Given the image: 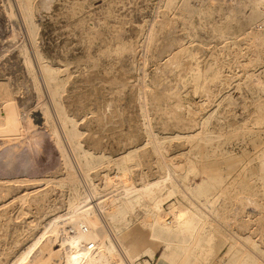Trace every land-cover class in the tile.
<instances>
[{
	"label": "rangeland",
	"instance_id": "rangeland-1",
	"mask_svg": "<svg viewBox=\"0 0 264 264\" xmlns=\"http://www.w3.org/2000/svg\"><path fill=\"white\" fill-rule=\"evenodd\" d=\"M31 2L34 39L18 0H0V264H14L26 251L22 264L118 261V255L104 258L108 238L95 241L91 252L82 250L83 238L77 250L69 245L77 255L66 261L69 246L62 243L73 237L65 230L96 218L88 220L77 207L59 234L48 233L52 221L68 211V159L79 193L89 195L121 255L103 215L115 208L111 202L126 184L166 175L175 195L164 202L162 219L172 220V203L207 222L209 230L197 236V264H218L238 235L264 251V16L238 31L227 6L247 13L241 0H173L170 7L166 0ZM192 7H209L210 18L189 16ZM225 20L230 33H215L211 26ZM38 58L58 70L63 81L58 100L80 133L81 148L108 158L89 169V178L60 122ZM43 105L51 115L47 120L41 118ZM133 148L137 156L123 171L112 159ZM203 172L219 177L220 184L205 195L190 193L187 185L200 182ZM218 194L220 200L214 199ZM142 216L135 208L131 223ZM245 244L260 261V251ZM159 246L152 257L125 262L169 264Z\"/></svg>",
	"mask_w": 264,
	"mask_h": 264
},
{
	"label": "bare ground",
	"instance_id": "bare-ground-1",
	"mask_svg": "<svg viewBox=\"0 0 264 264\" xmlns=\"http://www.w3.org/2000/svg\"><path fill=\"white\" fill-rule=\"evenodd\" d=\"M241 1H242V5L240 6L249 7L247 13L241 12V8L239 7L238 9L237 6L235 5L233 7L230 5L227 6L228 7L227 11H231L233 13L234 24L235 27L238 29V31H243L248 24L264 16V0H241ZM18 4L22 16L24 18L29 36H31L34 39L36 38V34H37V24L33 20L32 2L31 0H18ZM166 5L168 7L172 6L173 0H166ZM186 11L189 12L190 14L189 16H192L194 14H202L204 16L209 15V18L211 13V9L209 7H206L203 10H196L193 9L192 7V9H188ZM211 28L215 33L222 35L224 33H230L229 31L232 28V26L225 20L220 24H213ZM25 58L28 64L31 66L29 57L26 55ZM38 59L40 62V69L42 70L46 82V86L48 87L49 94L51 96V99L53 100L52 102L54 103L56 109L58 110L59 119L62 125L64 126V131L66 133V136L69 142H71L70 144H72L71 146L74 151V154L79 162L80 167L82 168L81 171L83 170L84 172L83 174H85V176L89 178L87 173L89 169L103 163L104 160L108 158L103 154L99 156H95L92 152L81 148V145L78 140L80 133L75 127L74 125L75 123H73V120L66 114L63 106L60 104L58 100V97L63 89V81L58 76V70L56 68H53L44 60H40V58ZM197 76L199 77L200 75ZM41 110H42V113L40 112L42 114L41 118L45 120L50 118L49 116L51 115L48 112L49 110L47 109V106L43 105L41 107ZM67 122H70L72 124L70 129H67L65 126ZM51 131L56 136V141H55L56 142L55 144H57L56 148H58L59 146V149H61L63 154V152H65L64 151L65 149H63L62 143H60L62 141H60V137L54 126L51 127ZM198 134L199 133H197L196 135ZM198 136H199L198 137L199 140H204L203 135H198ZM61 151L58 150V152ZM137 151L138 148H133L122 153L117 158L114 159H112L111 157L110 158L114 161V163L117 164L118 167H121V169L125 171L127 169V165H126L127 162L133 160L137 156ZM65 156L67 155L65 154ZM61 158H64V155L61 156ZM65 164L66 163H64V165ZM67 164L69 166V172L66 175L67 176L66 179L65 177L63 179H65L64 181L68 183V187L70 190L69 198H68V211L66 215L57 216L56 219L52 221L50 227L48 228V233L50 231L52 233V236L56 235L57 232L63 227L65 222H69L71 220L70 216L74 212V208L76 207L78 208V210H81L80 214H82L83 217L88 218V220L89 218L92 219L93 216H95L96 218L95 221L93 222L90 221L87 223V225L90 228L88 233L82 236H78L76 238L73 237L69 242L67 241V239L69 238H66L65 242H63L62 244L65 243L67 247L69 245H72L71 247L77 250V248H80L78 246H80V242L82 238L87 241L90 240L99 243L102 242L103 239L108 238L109 242L108 244L105 245L106 256L104 258L111 259L112 255H114V257L118 255L117 256L118 261L116 260L114 264H127L124 258H126L128 262L131 263L139 259V256L152 257L154 255L155 249L161 244L163 251L160 257L166 260L169 264H197V258H198L197 254H201V251L198 250L200 244H199V240L197 239V236L200 233L209 230V228L207 227V222L198 212L192 211L190 209H179V208L176 209L172 207V203L168 205L169 213L171 212L172 214V220L165 222L162 219V214L164 213L162 206L164 202L175 195L174 187L166 186V183L169 179L167 175L160 179L144 182L138 186L136 185L127 186L126 184L127 186L126 187L124 185L125 188L124 189L122 188L123 192L120 194V196L118 198L117 196L115 197L117 199L114 200L115 202L113 201L114 203L111 202V204H114L115 208H113L109 212L106 211L105 215H103V219L109 222V224L111 225L114 231V235L119 242L118 244H120L121 246V250L124 255L123 257V255H121V253H118V250L115 249V246L113 245V241L111 242L110 240L111 238L109 237V234L105 230L104 224L102 226L103 222L100 220L101 217L99 218L97 216L98 213L97 212L95 213L93 205L90 202L91 200L89 201L88 199L89 193L88 194L85 193L88 196L81 195V193H79V185H78L79 182L75 174H73V168H72L73 165L71 164V162H69V159L67 160ZM104 175L105 174H103V178ZM220 182L221 179L219 177L217 178L215 176L209 175L207 172H203L201 176V181L198 183H189L187 185V189L192 194L205 195L209 191L216 189V186L219 185ZM88 183L92 184L93 182L90 181ZM93 187L95 188V186ZM94 188L93 191H95L96 189ZM222 193L223 191L220 192V194ZM220 194H218L217 196H213V198L220 200L218 199V197H220L219 196ZM135 208H138L143 213V216L141 220L132 224L131 219L134 214ZM99 210H101V208ZM209 225L211 226V224ZM240 239H243L244 243ZM245 242L250 243L251 247L254 250L260 251L262 256L260 261H258L255 258V256L253 255L254 252L253 251L251 252V250L246 246ZM71 247L70 246L69 248L64 247L65 251L71 252V253L64 252L66 254L65 259L68 263L73 262L77 255V251L75 252L70 250ZM27 252L28 251L24 252V255L20 256L14 262V264H22L23 259L28 254ZM158 259L159 258H157V261ZM92 262L96 264L97 260H94ZM145 264H148V262L145 261ZM218 264H264V251H262L256 245V243H254L251 240V238L242 237L241 235H238V237L234 236V239L228 244Z\"/></svg>",
	"mask_w": 264,
	"mask_h": 264
},
{
	"label": "built area",
	"instance_id": "built-area-1",
	"mask_svg": "<svg viewBox=\"0 0 264 264\" xmlns=\"http://www.w3.org/2000/svg\"><path fill=\"white\" fill-rule=\"evenodd\" d=\"M90 230L89 226L85 223H80L77 227L74 226H69L66 230L65 233L67 236L74 237V236H82L86 233H88ZM81 247L83 250L87 252H91L95 250L96 243L93 241H84L81 243Z\"/></svg>",
	"mask_w": 264,
	"mask_h": 264
}]
</instances>
